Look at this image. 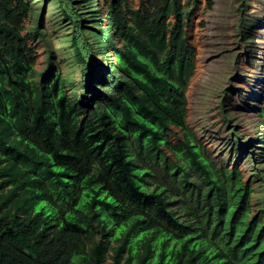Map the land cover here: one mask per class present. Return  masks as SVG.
<instances>
[{
	"label": "trees",
	"instance_id": "obj_1",
	"mask_svg": "<svg viewBox=\"0 0 264 264\" xmlns=\"http://www.w3.org/2000/svg\"><path fill=\"white\" fill-rule=\"evenodd\" d=\"M27 11L25 0H0V264H105L108 251L111 264H256L264 248L243 255L247 259L238 252L224 256L221 244L230 240L234 224L221 195L229 174L215 172L187 132L183 95L161 99L173 86V70L165 68L164 78L142 69L155 61V49L184 73L192 67L193 49L183 39L190 19L170 27L140 10L130 24L126 18L115 24L125 41L116 51L129 71L119 66L115 80L103 81L105 89L97 93L85 91L87 82L79 88L62 79L59 69L36 73L35 51L20 34ZM63 11L82 53L80 21L71 9ZM143 49L149 60L135 70L136 50ZM73 103L81 107L57 113ZM170 125L181 127L183 138L176 145L164 139L153 154ZM130 141L138 142L136 157ZM165 148L196 170L204 191L183 178L181 187L189 188L179 195L170 194L164 181L145 184L151 171H141L138 162L153 154L150 170L163 171ZM176 169L168 173L171 183L178 181ZM178 209L188 220L178 221ZM222 225L229 227L223 238Z\"/></svg>",
	"mask_w": 264,
	"mask_h": 264
},
{
	"label": "clouds",
	"instance_id": "obj_2",
	"mask_svg": "<svg viewBox=\"0 0 264 264\" xmlns=\"http://www.w3.org/2000/svg\"><path fill=\"white\" fill-rule=\"evenodd\" d=\"M25 1L27 2L28 11L27 16L23 19V29H21L20 34L26 39V46L35 51V63L33 67L36 73L48 71L46 74H50L53 71L55 74L59 69L62 79L65 78L68 82H73L79 88L81 84L87 82L88 87L85 89L87 92L100 93L104 91L103 81L110 83L115 80L116 76L119 75V66L129 71V68L124 66L126 62L119 58L118 52L116 51L117 49H121L125 42L121 38L122 34L118 28L115 27V24L118 25V23H121L123 18H126L128 20L127 22L130 24L134 11L146 10L149 14H155L158 18H163L165 23L169 24L170 27L175 25L178 20L183 23L187 22V19H190L189 23L183 27V39L186 41L187 47L193 49L192 67L184 69V73L181 68L176 66L175 61H172L171 64H166V54L164 50H161L163 52H159L158 49L157 51L155 49L154 53L156 59L152 61L146 58L147 52L143 49L136 50L141 53V55L137 57V66L135 70L143 66L147 60H149V63L143 66L142 69L148 67L156 76L158 74L166 78L165 68L173 70V76L170 78V81L173 82V86H170L165 93L160 94L161 99L167 101L169 97L174 95H183L186 101L184 122L187 127V132L192 134L191 137L195 141V144L196 142L200 143V147L203 150V154L201 155L207 157L213 163L215 172L223 170L229 174L227 178L222 180L221 186L223 192H221V195L227 202L228 207H226V210L227 213L230 212L229 214L232 216L234 224L231 223L229 225V227L231 225L233 226V234L230 236V240L227 244H221V247L226 249L224 256H230L238 252V257L240 259H247L243 255H252L253 253H257L259 249L264 248V97L259 96L258 100H254L256 105L250 107L253 109V112H255L254 116L246 121L243 125L244 129L239 128L240 133H235L232 137V145H234V147H232V152L229 150H227V152L229 154H234L235 157L230 163H226L227 160L224 161V159H222V161H215L212 159L204 145L195 137L194 131L186 122L187 105L191 96L196 91L197 85L207 84V81H211L215 71L212 63L205 58V53L203 55L202 48V55L200 56H203L201 62L202 71L201 74L196 76V71L198 69L196 60L199 54L196 52L194 45L188 40L190 39L188 28L193 23L198 12L195 8L204 5L206 7L208 5L209 7L212 5L211 0H207V3L206 0H74V7L69 9L76 13V19L80 21V28L84 36L82 53L75 48L72 25H69L68 19L64 18V11L63 13L60 12L63 17L60 18L63 21L65 20L64 22L69 29L67 33H63V35H67L64 38V44L66 46L63 50L57 52L58 50L56 49H46V52H44V50L39 52L32 44H29V40H35L39 37L41 33V29H39L41 21H36L34 18H31L30 3L28 0ZM57 2L58 5H60L59 0H57ZM58 10L60 11V9ZM30 22H33L34 26L32 29H27L25 25ZM199 23L200 21L197 22V24ZM196 28L197 27L194 26L193 30ZM210 32L213 34V38H219L209 26L203 29L201 37L207 41ZM197 33L200 35L198 30ZM104 37L106 39H104ZM169 38L170 33L167 34V39ZM39 42H41L43 46L42 42H44V40ZM155 45L157 47L158 43ZM200 45L202 46V44ZM206 50H209L207 46L205 48V51ZM49 51L54 52V56L51 58H49ZM40 53L43 54L44 59L38 58ZM188 54H191L190 50ZM48 59L50 60L49 63ZM37 65H39V67H37ZM74 68L79 69V79H77L76 74L73 73ZM179 74L181 75L178 78L177 76ZM235 74V78L240 79L241 75H249V70L241 68L239 71L235 72ZM34 79L37 80V76L34 77ZM143 79V74H141V80ZM76 106L81 107L80 103H73L64 108H59L57 113L64 116L65 108H75ZM84 116V114H80V120H82ZM152 125L155 127V122ZM256 126H259L262 132L256 135L251 134L247 137L246 134L250 127L255 128ZM173 130H177L179 133L175 134ZM172 136L174 137V142L171 140ZM178 138H183L182 128L176 125H170L168 130L161 132V137L158 140L159 144L153 154L158 150V147L161 148L164 139L176 145ZM235 145L239 152L235 150ZM129 149L131 155L136 157L138 142L130 141ZM163 151L168 161L163 171L161 167H159L158 171L157 167L150 170L149 165L153 160V154H150L149 150L147 151L149 157L145 160L141 159L138 162V168L141 171H146V168L151 171V173L147 172V174L143 176L145 184H147V182H152L158 184V187H160L159 181L167 182L169 187L168 192L173 195H177L181 190L189 188L181 187V178H183L186 183L201 187L202 180L200 183L197 178L198 173L195 169H189L186 164L183 165L182 160L179 159V157H175L168 149L165 148ZM167 153L171 154L173 158H169ZM254 155L258 156L257 161H255ZM246 161H248L249 165L241 167ZM176 165V177L178 181L171 183L168 173L171 171L172 166ZM201 188H203L204 191L205 187L203 186ZM235 188L243 190L242 194L235 193ZM178 212L182 213V215H178L180 217L178 219L179 222L188 220V217L185 216L180 209H178ZM188 222L192 225L194 224L193 220H189ZM224 227L225 225L221 226L223 229L221 238L225 236V232L229 229L228 227L227 230H225ZM113 246L114 244H112V247ZM194 250L199 252L201 246ZM110 258L112 259V252ZM256 264H264V256L257 258Z\"/></svg>",
	"mask_w": 264,
	"mask_h": 264
},
{
	"label": "rangeland",
	"instance_id": "obj_3",
	"mask_svg": "<svg viewBox=\"0 0 264 264\" xmlns=\"http://www.w3.org/2000/svg\"><path fill=\"white\" fill-rule=\"evenodd\" d=\"M28 1L31 18L41 21L39 37L28 43L39 52H46V49H56L57 52L63 50L66 46L64 38L67 36L63 33H67L69 28L60 17L63 9L74 7V0H59L60 5L57 0ZM211 3L209 7L204 5L203 8H195L198 12L188 28V40L198 54L203 48V55L205 53V58L212 63L215 71L211 81L197 85L187 105L186 122L212 159H224L227 160L226 163H230L235 157L227 152H232L234 147L232 137L235 133H240L239 128L244 129L246 121L254 116L255 112L250 108L256 105L254 100H258L259 96L264 97V0H211ZM25 26L32 29L34 23H26ZM194 26L200 35L196 29L193 30ZM207 26L219 38H213L210 32L205 41L201 36ZM87 33L89 34L88 30ZM41 40H44L43 46L39 42ZM206 46L209 50L205 51ZM38 58L44 59L43 54L40 53ZM241 68L248 69L249 75H241L237 79L235 72ZM73 73L79 79V69L74 68ZM173 132L179 133L177 130ZM261 132L259 126L250 127L246 136ZM171 140L175 141L173 136ZM235 150L239 152L236 145ZM167 154L169 158H173L171 154ZM256 155L255 161L258 159ZM246 165H249L248 161L241 167ZM197 178L201 183L202 179ZM175 201L178 199L175 198ZM110 257L111 252H108L105 264L111 263Z\"/></svg>",
	"mask_w": 264,
	"mask_h": 264
},
{
	"label": "bare ground",
	"instance_id": "obj_4",
	"mask_svg": "<svg viewBox=\"0 0 264 264\" xmlns=\"http://www.w3.org/2000/svg\"><path fill=\"white\" fill-rule=\"evenodd\" d=\"M200 46V45H199ZM202 55V52L200 51V53H199V57L197 56V60H196V63H197V71H196V76L198 75V74H201V71H202V64H201V62H202V57H200ZM103 76H105V75H103ZM101 80H103V79H101ZM192 84H193V82H192ZM193 86V85H192ZM192 86H191V88H192Z\"/></svg>",
	"mask_w": 264,
	"mask_h": 264
}]
</instances>
